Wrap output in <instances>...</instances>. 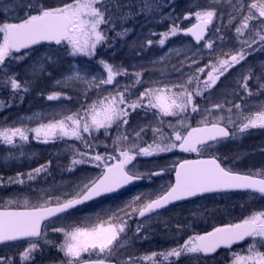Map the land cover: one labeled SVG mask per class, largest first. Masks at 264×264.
Listing matches in <instances>:
<instances>
[{
	"label": "snow or ice",
	"instance_id": "snow-or-ice-1",
	"mask_svg": "<svg viewBox=\"0 0 264 264\" xmlns=\"http://www.w3.org/2000/svg\"><path fill=\"white\" fill-rule=\"evenodd\" d=\"M227 4L231 8L227 13L229 24L239 17L235 34L240 47L235 51L231 48L225 51V36L215 35L222 32L220 27L213 26L214 20L223 19L217 7H223L221 0H204L203 6L199 0H192L190 6L194 11L185 13L183 19L194 18L195 22L181 28L178 18L174 19L169 29L160 33L161 38L155 42L163 47L166 40L182 33L191 36L200 45L192 56H185V60L180 61L181 67L173 66L180 73L177 80H168L163 71L161 75L164 78L145 80L143 71L130 73L122 65H113L101 58L97 63L106 75H89L87 69H74L71 74H63L56 81L62 87L79 92V107L75 111L65 110L57 114L59 119L53 117L34 128H0V142L20 148V155L24 154L23 145L29 142L30 133L39 143L69 139L79 141L86 150H94L98 144L93 141L98 140L97 134L101 130L105 137L110 135L113 128L116 132L112 139L111 154L107 151L105 154H89L73 145L68 146L74 149V153L67 171L74 172L77 166L84 164L100 169V173L95 176L87 173L81 175L71 193L65 191L63 197L47 198L44 193L49 190L41 189L42 195L36 203L27 198L22 201L9 199L4 203L3 210H0V245L22 250L18 253V261L0 256V264H34L36 254L42 253L45 246L63 254L59 264H143L145 261L150 264H180L182 257L191 254L208 256L221 248L232 250L233 245L244 241H249L247 254L242 255L233 250L230 264H264V210L254 211L239 222L215 227L204 234L190 235L182 244L177 243L161 252L138 257L130 251L137 241L149 238L147 231H150L152 220L159 217L158 210L175 201L227 190H245L264 198V170L237 173L222 167L215 156L210 159H185L173 165V183L167 187L162 185L157 192L137 194L123 205L108 209L95 221H84L69 227L57 226L64 219L60 214L78 205L117 192L145 177L164 175V168L141 172L137 164L133 163L138 157H151L177 149L199 156L227 139H235L238 133L264 129V102L250 108L245 95L236 89L231 92L232 100L212 101V90L220 91L217 85L218 82L223 83L221 77H226L231 69L241 65L254 53H264V0H227ZM160 7L152 0H60L59 3L15 0L4 5L3 11H0V73H3L0 88L10 89L14 94L29 90V80L21 82L17 79L18 73L9 71L13 63L29 57L30 53L22 50L33 49V46L47 42L61 46L72 57L91 59L97 56L98 47L111 46L107 35L109 31H114L117 26L123 27L137 15L147 18ZM13 11L15 15L10 14ZM129 31L124 28L123 31H117L116 36L124 37ZM209 31L213 33L212 36L208 35ZM216 40L221 41V44L217 45ZM153 43V40H147L149 46ZM18 53L20 55H16ZM205 57L207 62L199 66ZM188 60L191 61L189 68L193 65L196 67L190 73H185L182 66ZM48 64H57L56 58L46 55L38 63L30 65L26 72L34 78L43 74L51 75L47 71ZM260 68L261 73L254 75L252 65H247V74L235 81L247 97L264 95V62ZM119 76L129 77L130 83L122 85L117 79ZM252 79L257 83L256 92L249 88L248 81ZM80 84L87 87L77 88ZM109 85L113 86L112 89L105 87ZM137 86L143 90L134 91ZM93 90L95 98H90L88 94ZM224 91L227 92V89ZM237 97L241 103L234 102ZM197 98L204 100L205 105L202 106ZM60 99L72 100L73 97L62 92L47 95L49 101ZM2 107L4 104L0 102ZM225 112L226 116L223 114ZM133 113L138 116L143 113L146 123L137 124L129 130V118ZM194 115L199 117L195 127L189 123ZM169 117L174 118L175 123L166 119ZM165 126L171 130L170 134H165ZM149 129L153 134L152 143H147L143 138ZM104 147L107 150L109 145L104 144ZM49 165L34 168L26 174V179L22 178L25 175L23 173L9 177L6 182L0 177V187L23 185L26 180H35L42 173L50 174ZM53 199L55 206H52ZM12 205L16 206L15 209H11ZM132 221L136 225L134 231L130 223ZM49 229L60 233L63 241L57 243L55 239L49 238ZM176 235H179V231Z\"/></svg>",
	"mask_w": 264,
	"mask_h": 264
},
{
	"label": "rangeland",
	"instance_id": "rangeland-1",
	"mask_svg": "<svg viewBox=\"0 0 264 264\" xmlns=\"http://www.w3.org/2000/svg\"><path fill=\"white\" fill-rule=\"evenodd\" d=\"M15 0H1L0 2V11H3V6L8 5L11 3H14ZM50 3H59L60 0H49ZM235 2V0H233ZM221 4L223 7L217 6L219 9V12L223 14V19H216L214 20V27H220L222 29L221 33L215 34V35H224L225 36V41H224V48L225 51H227L229 48H231L233 51H235L237 48L240 47V44L236 40V34H235V26L239 23V17H237L236 20L232 22V24H229V17L227 15L228 12L231 11V8L227 4V0H221ZM11 15H15V12H11ZM133 24V29H129L130 31L127 33L126 36L124 37H118L116 38V44L114 47L117 48V51L115 52L118 53L119 50L124 49L125 51L121 50V54L119 55V59L125 60L128 58V67L126 69L131 73V72H136V71H143V79L149 80V79H162L161 71L164 72L165 76L167 77L168 80L175 81L177 78L180 76V73L175 71L173 66L181 67L180 61L185 60V56H192L193 52L196 49H199L200 46L194 45L193 42L189 41H182V43H178L177 37H171L170 39L166 40V43L163 47H161L158 43H155L158 41L160 37H155L153 40L154 43L149 46L147 44V40L149 39V36L147 35L148 33V26L146 23V19H143L141 22L134 21L132 22ZM126 24H123V27L117 26V31H123ZM130 34L132 37H130ZM209 36H212L213 33L209 31L208 33ZM208 38V37H207ZM171 42V46L166 50H163L166 48L167 42ZM203 43V42H202ZM216 44L220 45L221 41L216 40ZM169 49H172L171 52H169ZM157 50L158 53L155 54L154 56L151 57H146L147 54L151 51ZM206 52L207 49H204ZM30 55L28 58L25 60L19 62V63H13V65H16L17 68L21 69L20 73L21 75L27 76L28 78H32L34 80H37L41 77L39 75L37 78H34L31 74H28L26 70L30 65L33 63H38L42 57L46 55H52L56 58L57 64L52 65L48 64L47 65V71L52 73L54 78L61 79L63 74H71L74 69H79L83 71L84 69L88 70L89 75H100L104 73V70L102 67L99 65H94L91 63V60H94L95 63L97 62V58L93 57L89 59L88 57H72L65 53L61 47L58 49H50V48H43L39 50H33L29 52ZM145 55L146 58H140L141 56ZM163 57V59H161ZM207 62V57H205L204 60H201L199 66H204V64ZM264 62V53L262 52H256L252 56H249L246 61H242L241 65H237L235 68L231 69L229 73L226 74V77H221V81L223 82L222 84L218 82L217 88L220 89V91H217V89H213L214 95L212 96V101L213 102H223L227 98L228 100H232L233 97L231 95V92L233 89H236L239 91L241 95H245L246 100L248 101L249 107H255L256 105L260 104L261 102H264V95H254L251 97H247L246 94L243 92V89L239 88V86L236 84V80L240 79L243 75L247 74V65L251 64L253 68V74L258 75L261 73V68L260 65L261 63ZM191 61L188 60L185 62V64L182 66V70L185 73H190L196 65H193L192 68L188 67V64H190ZM242 65L244 66L242 68ZM147 69V71H144ZM237 69H240L238 72ZM56 70V71H54ZM10 73L12 72L11 69H9ZM207 71V69H206ZM19 73V72H17ZM3 75V73H0ZM120 78L124 79H117L121 82V84H126L130 83V78L129 77H124L121 76ZM18 79V78H17ZM127 79V80H125ZM30 80V79H29ZM249 88L251 91L256 92L257 91V83L255 79L249 80L248 81ZM55 85L59 86L62 89H65L66 87H62L61 85H58L55 83ZM79 89H83L87 87L86 85L80 84L76 86ZM108 89H112V85L105 86ZM72 90V88H70ZM224 89H227V92L224 91ZM142 87L137 86L134 91H142ZM89 97L90 98H95V90L89 92ZM205 95H208L205 93ZM199 102L201 103L202 106L205 105V101L197 98ZM89 103L91 102V99L88 101ZM235 103H241V100L239 97H237L234 100ZM38 107L36 110L31 109L30 110H21L19 113H17V116L12 120L9 121V124L6 126H12L13 124L15 127H20V126H26L29 128H34L37 127L41 122L47 123L49 120L53 119V117L59 119L60 116L57 115L58 113H62L65 110H71L75 111L74 109H71V106L65 102V99H60V100H53L49 101L47 100V96L43 99V101H39L37 103ZM225 107L227 108L228 105L225 104ZM70 114V113H69ZM225 116L227 113H223ZM151 117V114H149V119ZM31 118V119H30ZM168 120H172L173 123H175L174 118H166ZM199 120L198 116H193V119L189 121V123L192 126H196L197 122ZM146 123V119L143 116V113H141L139 116L136 113H133L132 116L129 118V130L131 128H135L137 124H143ZM164 132L165 134H170V129L165 126L164 127ZM98 136L97 141H93L94 144H99L101 141L104 142L106 141L107 137L103 135V130H101ZM116 132L110 133L108 136L109 139H113L115 137ZM34 134H29V142H32L33 144L43 146L47 148V156L53 158L54 160L61 161L59 162L54 169H56V175L58 176L59 179L56 180L55 186L49 185L48 187H42L37 185L38 182H34L31 187V189L24 187L25 189L23 191L21 190H15L11 191L9 194L8 198H3L5 201L9 199H19L23 200L27 198L30 202L36 203L38 202V198L42 193L40 192L41 189H47L46 193L44 195L47 198L55 197V196H61L63 197V194L65 191L68 193H71L73 190V186L76 182H78V178L87 173L89 175H98L100 173V169L94 168L91 165L84 164V165H79L76 167V170L74 172H69L66 170L67 166L71 164V159L74 153L73 148H69L68 146L65 147H55L53 149L51 145L53 144L52 142L44 144V143H39L37 140L33 139ZM134 135V133H133ZM144 141L146 139L147 143H152L153 141V134L151 130L149 129L146 134H144ZM253 139V140H252ZM259 141H258V140ZM64 141L65 143L69 145H73L74 148L80 149L81 151H88L89 154L93 153H99V154H105L106 152L102 150V152H98L93 149H84V146L76 140H61ZM28 142V143H29ZM58 142V141H56ZM2 142H0L1 144ZM106 144V143H103ZM33 146V145H32ZM6 147H12V146H6ZM255 149L259 151L264 152V129H251L247 133L237 134V137L235 139H230L229 141L220 143L215 145L214 147L210 148L207 152L203 153V155H195V157H213L218 154V152L224 154V155H231V152H235V157L228 162V165H232L231 167H241L244 164H248L249 169H254L257 164L264 162V159H262L261 162L260 160H249L246 159L250 152L255 153ZM24 156L26 154L24 153ZM31 156V155H30ZM36 157V156H35ZM216 157V156H215ZM18 159H21V156L19 155L17 157ZM186 156H181L180 154L177 153V150H174L169 153H163L160 155H155L151 157H138L136 161H133L134 164H137L139 170L141 172H146L149 170H160L161 168L165 169V173L163 176H152L151 178L145 177L144 178V184L141 187L135 188L133 191L130 192L129 197L132 198L137 194H147V193H152V192H157L161 189V186L163 185L164 187H167L169 183L172 182V173L174 171L173 165H176L178 162L186 159ZM264 158V157H263ZM28 161L30 159H34L33 155L31 157L27 158ZM246 159V160H245ZM3 161L7 162L6 158H3ZM114 162V161H112ZM238 162V163H237ZM246 162V163H245ZM139 163V164H138ZM254 165V166H253ZM230 166H227L228 168ZM131 167V165H129ZM46 177V176H45ZM45 177L39 176L37 180L43 181ZM20 184H17L16 188H19ZM31 186V185H30ZM51 186V187H50ZM33 187H37L36 189H33ZM31 191V192H30ZM14 195V196H12ZM237 200V198H233L232 201L234 202ZM222 201H225L227 203L226 198H221L219 197H211V198H203L198 200L195 203H190L185 204L179 207H174L170 210H168L169 215H173L175 220L174 222H177L178 220H190V223H193L194 218L197 216L198 219L203 220L202 217L205 216L206 214V219H208V223L201 222L203 226L205 227H211L214 225L216 222L218 223L219 220H221L222 217H225V219H230L229 214L224 213L223 210V204ZM100 203V201H97L89 206H86L84 208L80 207L78 211H75L73 213H67L64 214L62 217L64 219L60 220L58 222L57 226L63 225L65 227H69L72 225H79L81 224L82 221H95L98 216H103L108 209H114L116 207L109 205V204H103ZM1 205H4L2 203ZM55 205V200L53 199V204ZM15 206V205H12ZM15 208V207H14ZM84 210H86L84 212ZM213 210H218L217 215L215 216H209L208 215L213 214ZM212 213H209L211 212ZM223 211V212H222ZM209 213V214H208ZM159 218V217H158ZM141 219H146L141 218ZM153 221V220H152ZM157 223V221H154ZM154 224L155 227H157V224ZM226 224V223H225ZM151 233H154L153 230H150ZM195 233H192L194 235ZM49 238L55 239L57 243H60L63 241V236L60 233H54L49 229L48 232ZM43 250H45V257L51 256V260L47 261H40V263L37 264H54L52 260L53 254L52 251L49 250V247H44ZM18 251V248L16 247H8L3 249V253H6L4 255H7L8 257L13 258V255ZM245 254H247V247L243 249ZM243 251L240 252V254L245 255ZM63 258V254L61 253V257Z\"/></svg>",
	"mask_w": 264,
	"mask_h": 264
},
{
	"label": "trees",
	"instance_id": "trees-1",
	"mask_svg": "<svg viewBox=\"0 0 264 264\" xmlns=\"http://www.w3.org/2000/svg\"><path fill=\"white\" fill-rule=\"evenodd\" d=\"M153 3H157L161 5V7L154 11L153 13L149 14L147 18L144 15H137L135 16L134 19H130L126 24L127 29H133V24L132 22L137 21L141 22L143 19H146V23L148 26V33L147 35L149 36V39L154 40L155 37H160V33H163L167 31L170 27V25L173 23L174 19L178 18V22L180 24L181 28H185L188 26H191L192 23H194V18L191 20H184L183 16L185 13L194 11L193 8H191V2L192 0H152ZM200 4L203 6L204 0H199ZM167 5V6H164ZM169 15H171V18H168ZM103 27V26H102ZM117 29L114 31H109L107 33L108 37L110 38L111 46L107 45H102L97 48V61L98 59H104L108 63L120 66L122 65L124 68L128 67V58L125 60L119 59V55L122 53V51L126 50L121 49L118 51V53L115 54L117 51V48L114 47V45L117 43L116 38L119 36H116ZM156 33V35H152V33ZM130 37L131 34H130ZM178 39V43H182V41H189L185 35L178 34L176 36ZM171 42L169 41L166 44V48L163 50H166L171 46ZM190 42V41H189ZM200 46V45H197ZM54 50V49H52ZM158 51H151L147 54L146 57H151L157 54ZM145 55L141 56L140 58H146ZM93 63L95 66L98 65V63L94 60L90 61ZM99 66V65H98ZM11 73H18V80L23 82L24 80H29V90L27 92H19V93H13L10 89L6 88H0V102H3L4 107L0 108V128L6 127L7 123L9 121H12L16 115L17 112L19 113L21 110H30L31 109H37L39 108L37 103L39 101H43V99L53 93V92H62L66 95H70L73 97L72 100H65L67 104L71 106V109L76 110L79 107V104L77 103V97L79 96V92L75 91L74 89L70 88H65L62 89L59 86L55 85L57 78H54L53 74L47 75L43 74L41 77L37 80H34L32 78H28L27 76H22L20 71L21 69L17 68L16 65H11L10 66ZM56 71V70H54ZM3 75L0 74V77ZM121 76L118 77V79H124L120 78ZM127 80V79H125ZM83 102V101H81ZM8 105H11L10 107ZM37 107V108H35ZM12 127H15L13 124ZM102 132V131H101ZM115 132V128L110 130V133ZM146 139V142H148ZM58 142H54L51 147L55 149V147H65L69 146V144L65 143L64 141L57 140ZM19 143V141H17ZM106 143L109 145L107 150L104 147V144ZM33 145V146H32ZM112 138L109 139L107 137L106 141L100 142L98 146L95 148L96 151L98 152H103L107 151L108 154L112 153ZM7 145L1 143L0 144V177L3 178L4 182L7 181L9 177H15L18 173H23L25 174L22 178L26 179V174L30 171H32L34 168L40 167L41 165H49V173H42L41 176L45 177L43 181L37 180L39 177H37L35 180L32 181H27L23 185H19V188L17 187V184H12V185H7L6 187H0V207L3 208L2 203H5L6 201L3 199L8 198L9 194L11 191L21 190L23 191L26 188L31 189L33 186L32 184L34 182H38L37 185L42 186V187H48L49 185L55 186V182L58 178L56 175V169L54 167L61 161L54 160L53 158L47 156V148L43 146H39L36 144H33L32 142L26 143L23 145V152L26 154V156L20 155L21 149L17 147H6ZM231 155H224L220 152H218L216 157L219 158V161L221 162L222 165L224 166H230L228 165L230 160H232L233 157H235V152H231ZM21 156V159H18V156ZM33 155L34 159H30L28 161V157H31ZM36 156V157H35ZM3 158L7 159L6 161H3ZM232 166V165H231ZM229 167L231 170L234 172H243L241 167ZM144 182V179H142V182L139 184L141 186ZM31 185V186H30ZM50 186V187H51ZM37 187H33V189H36ZM16 190V191H17ZM31 192V191H30ZM130 193H122L119 196L116 197H109V198H104L100 200V203L103 204H109L114 207H117L118 205H123L126 201L130 200L129 198ZM14 196V195H12ZM16 207V206H11ZM86 210H84L85 212ZM218 210H213V214L208 215L209 216H215L217 215ZM209 213H212L209 212ZM208 213V214H209ZM207 215V214H206ZM205 216L202 217L203 220H200L197 218V216L194 218L193 223H190V220H178L177 222H174L175 220L173 215L167 216V218H163L162 220H154L157 221L155 223L152 221L149 225V229L153 230L154 233H151V231H147V234L149 238L147 240H139L135 243V246L130 250L134 255L136 256H143V255H150L152 252H161L164 251L165 249L171 248L175 246L177 243H183L192 233L195 234H202L206 231H209L213 229L214 227H217L219 225H224V223L219 220V222L215 223L211 227H205L202 225L201 222L208 223V219H206ZM84 221L81 222V224ZM231 222V221H230ZM132 224V231L135 230V222L132 221L130 222ZM157 224L158 226L155 227L154 224ZM179 226V229H178ZM179 231V235L177 236V232ZM131 235V232L129 233ZM182 235V236H181ZM185 238V239H184ZM53 250V248H51ZM236 251L240 253L239 249L237 246L233 247L232 250L229 249H222L218 252H216L213 255L210 256H202L201 254H191L187 257H182L180 264H230L231 261V252ZM264 250V249H262ZM245 254V252L243 251ZM246 255V254H245ZM54 256V255H53ZM124 258H127V253H125ZM60 260V258H59ZM143 264H150V262H143Z\"/></svg>",
	"mask_w": 264,
	"mask_h": 264
},
{
	"label": "flooded vegetation",
	"instance_id": "flooded-vegetation-1",
	"mask_svg": "<svg viewBox=\"0 0 264 264\" xmlns=\"http://www.w3.org/2000/svg\"><path fill=\"white\" fill-rule=\"evenodd\" d=\"M0 2H1V0H0ZM41 49H43V48H41ZM8 124H9V122L7 123V125ZM254 150H255V153L250 152V154L248 155V157L246 159H249V160L251 159V160H255V161L260 160L259 162H261L262 159H264L263 158L264 152L259 151L255 148H254ZM248 165H249V163L242 165L241 168H242L243 172H237V173L245 174V173H249V172H255L257 170H264V162L257 164V166L254 169H249ZM222 166L228 168L227 166H224V165H222ZM219 196L221 198L227 199V203L225 201H222L223 210H224V213H227V214L230 213L229 214L230 219H225V217L221 218V221L224 224L225 223L229 224V223L239 222L242 218L250 215L254 211L264 210V198L259 197L258 194H250L249 192H235V193H222V194L214 195V197H219ZM207 198H211V196H208ZM233 198H237V200H235L233 202L232 201ZM222 225H219V226H222ZM248 243H249V241H244V242H241V244H237L234 246L235 247L237 246L239 251H243V249H245V247H247ZM8 247H12V246H5V245L0 246V256H7V255H4L6 253H3L2 251H3V249L8 248ZM20 250H22V248H19L18 251L13 255V259L15 261L19 260V254L18 253ZM49 250L52 251V254L56 256V258H54V260H52L53 263L59 264V257L61 256V252H58L55 248H53V250H51V248H49ZM51 256L52 255H50L49 257H45V250L42 249V253L36 254L34 264L40 263V261L51 260Z\"/></svg>",
	"mask_w": 264,
	"mask_h": 264
},
{
	"label": "water",
	"instance_id": "water-1",
	"mask_svg": "<svg viewBox=\"0 0 264 264\" xmlns=\"http://www.w3.org/2000/svg\"><path fill=\"white\" fill-rule=\"evenodd\" d=\"M186 37L189 38L192 42L196 43L195 40H194L191 36H186ZM43 46L59 47V46H57V45H55V44H49V43H47V42H43V43L40 44V45H35V46H33V49H34V48H37V47H43ZM29 50H32V49H29ZM29 50H22V52H26V51H29ZM18 54H19V53H18ZM18 54H16V55H18ZM194 127H195V126H194ZM227 140H229V139H227ZM225 141H226V140H225ZM177 151H178V153H179L180 155H185V154H191V155H194V154H196V153H184V152H180L179 150H177ZM198 159H210V158H198ZM189 160H195V159L192 158V159H189ZM181 162H182V161H181ZM179 163H180V162H179ZM177 165H178V164H177ZM174 180H175V174L173 173V182H174ZM140 181H141V180H139V181H135V182H133V183L130 184V185H126L125 187L119 189L117 192L110 193V194H106V195H104V196H101V197L95 198V199L92 200V201H88V202H86V203H84V204H82V205H78V206H76L75 208L68 210V212L71 211V210H74V209H76V208H78V207H81V206H83V205H87V204H89V203H92V202H94V201H96V200H98V199H100V198H103V197H106V196H112V195H114V194H117V193H119V192H121V191H123V190L129 188L130 186H132V185H134V184H137V183L140 182ZM233 192H248V191H245V190H227V191H220V192H213V193H205V194H203V195H199V196H196V197H190V198L185 199V200L175 201V202H173V203H170V204L167 205L166 207L171 206V205L182 204V203H185V202H187V201H192V200H195V199H198V198H201V197L207 196V195L221 194V193H233ZM52 206H55V205H52ZM166 207H165V208H166ZM0 210H3V209H0ZM159 210H160V209H159ZM68 212H66V213H68ZM63 214H65V213H62V214H60V215H63ZM53 219H54V218H53ZM47 222H48V221H45V223H47ZM221 227H222V226H221Z\"/></svg>",
	"mask_w": 264,
	"mask_h": 264
}]
</instances>
